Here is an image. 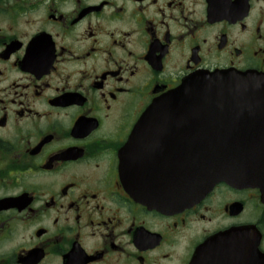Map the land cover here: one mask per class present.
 Segmentation results:
<instances>
[{"label": "flooded vegetation", "instance_id": "obj_1", "mask_svg": "<svg viewBox=\"0 0 264 264\" xmlns=\"http://www.w3.org/2000/svg\"><path fill=\"white\" fill-rule=\"evenodd\" d=\"M201 71L264 74V0H0V264H264L261 189L176 206L192 120L148 116Z\"/></svg>", "mask_w": 264, "mask_h": 264}, {"label": "water", "instance_id": "obj_2", "mask_svg": "<svg viewBox=\"0 0 264 264\" xmlns=\"http://www.w3.org/2000/svg\"><path fill=\"white\" fill-rule=\"evenodd\" d=\"M159 111H187L175 117L182 125L192 120V194L176 206L194 204L221 181L260 188L264 200V74L198 72L156 103L148 119L167 117ZM213 167L219 170L210 181Z\"/></svg>", "mask_w": 264, "mask_h": 264}]
</instances>
